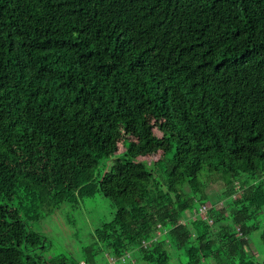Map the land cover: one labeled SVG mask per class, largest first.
<instances>
[{"label":"trees","instance_id":"16d2710c","mask_svg":"<svg viewBox=\"0 0 264 264\" xmlns=\"http://www.w3.org/2000/svg\"><path fill=\"white\" fill-rule=\"evenodd\" d=\"M98 195L46 253L31 225ZM0 201V264H257L264 0H0Z\"/></svg>","mask_w":264,"mask_h":264},{"label":"rangeland","instance_id":"374dc122","mask_svg":"<svg viewBox=\"0 0 264 264\" xmlns=\"http://www.w3.org/2000/svg\"><path fill=\"white\" fill-rule=\"evenodd\" d=\"M159 137L161 133L157 132ZM162 153L157 155H146L138 159L146 160L149 163L155 162L161 157ZM121 157V154L119 155ZM222 182H216L213 189H222ZM4 201H0V204ZM115 212L111 202L102 195L93 199H88L80 205V208L71 211L67 206L39 223H33L31 227L42 233L47 239L48 250L50 255H65L70 259L78 260L81 258L80 249L89 245L92 241V233L100 223L109 220ZM59 215V216H57ZM250 251L254 256L257 264L264 263V242L256 232L252 236ZM103 257V256H102ZM104 258V257H103ZM106 258V256H105Z\"/></svg>","mask_w":264,"mask_h":264}]
</instances>
